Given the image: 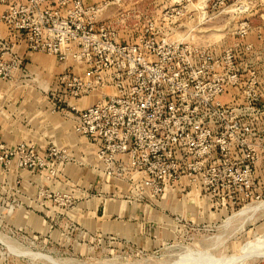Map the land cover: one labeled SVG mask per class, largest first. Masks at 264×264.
Masks as SVG:
<instances>
[{
    "label": "built area",
    "instance_id": "2783aa9c",
    "mask_svg": "<svg viewBox=\"0 0 264 264\" xmlns=\"http://www.w3.org/2000/svg\"><path fill=\"white\" fill-rule=\"evenodd\" d=\"M106 5L0 0V51L6 54L0 59L7 56L11 67L25 69L22 46L25 54L72 61L48 91L56 97L53 107L73 114L75 131L93 148L91 160L87 149L77 160L93 167L104 193L149 206L169 189L179 196L194 189L230 211L258 198L264 76L262 54L243 39L245 27L236 43L216 51L175 37L183 28L176 24L179 10H166L136 36L120 40L117 23L99 17ZM94 92L96 101L78 107V99ZM50 154L72 158L63 147ZM46 160L38 154L26 159L35 166Z\"/></svg>",
    "mask_w": 264,
    "mask_h": 264
},
{
    "label": "rangeland",
    "instance_id": "374dc122",
    "mask_svg": "<svg viewBox=\"0 0 264 264\" xmlns=\"http://www.w3.org/2000/svg\"><path fill=\"white\" fill-rule=\"evenodd\" d=\"M93 1L107 4L99 17L117 23L120 40L136 36L148 19L166 10H179L176 24L183 28L175 37L216 51L236 43L243 25V39L262 54L258 65L264 76V0ZM7 60L0 59L8 69L0 66V264H264V255L243 252L247 242L264 237V177L258 180V198L231 211L209 208L207 199L192 191L162 195L149 206L147 200L104 193L93 167L77 160L84 158L83 149L91 160L93 148L71 122L66 125L71 131L54 127L68 119L57 113L63 106L48 103L53 87L48 75L61 73L69 62L55 58L53 69L45 67V76L37 77ZM54 92L59 95L58 89ZM79 101L78 107H84ZM43 110L54 112L47 116ZM65 136L81 148L61 145ZM52 147H63L72 158L50 154ZM36 154L46 157L44 165L26 161ZM108 200L116 212L139 205L147 209L146 216L103 222L96 207Z\"/></svg>",
    "mask_w": 264,
    "mask_h": 264
},
{
    "label": "crops",
    "instance_id": "0c3cea01",
    "mask_svg": "<svg viewBox=\"0 0 264 264\" xmlns=\"http://www.w3.org/2000/svg\"><path fill=\"white\" fill-rule=\"evenodd\" d=\"M52 56L51 55L44 54L42 52H32V51H28V52H26V59H28V61H27V64H26L25 68L28 67L29 70H31L32 73L35 74V76L38 77L39 75H41V74H43L45 72L44 70L53 69L54 65H56V63H57L55 61V58L56 57L53 56L54 57L53 58ZM68 62H69V64H72V61L71 60L70 61H67V63ZM45 67H47V69ZM73 68H74V70H78V69H76L75 66ZM43 75L45 76V74H43ZM55 75H56V72L55 71H52V73H50L48 75V76H52L51 77V83H53V85H54ZM44 81H46V79ZM38 96L40 97V94H38ZM98 96H99V93L98 92H94L92 94H89V95H86V96L81 97L80 98L81 101H79V102H81V104H83L84 106H86V105L92 103L93 101H95L98 98ZM47 97L50 100L48 101L46 99V101H48V103L51 104V106H52L53 105V100H56V97L53 96V95H51V94L50 95H47ZM78 100H77V102H78ZM53 112L54 111H49V110L48 111L47 110L44 111L43 110V114H45L47 116L48 115L49 116H52V113ZM57 113H59L60 115L61 114H64L63 115L64 118H66L68 120H66V121L64 120V121H61L59 123H56L55 122L54 127L56 128V130H58L59 126H61L60 129H64L65 131H71V127L68 126L69 127L68 128L66 125L67 124L69 125V123L71 122L70 124H71L72 128H74V116H73V114L72 113H65V112H63L61 110H59ZM49 119H50V121H52L51 118H49ZM63 126H65V127H63ZM65 137H67V136H65ZM67 138H68L67 140H65V139L63 140L64 143L61 144V145H65V146L69 147L70 149H74V148H78L79 149V146L80 145L78 144V142L77 143L76 142H73V140H70V137H67ZM66 143H69V144L67 145ZM70 143H71V145H70ZM56 144H58V143H56ZM45 145L46 144H43V145L41 144L40 147L45 146ZM80 148H81V146H80ZM95 178L98 179L97 176H95ZM192 192H193V194H195L194 193L195 191L192 190ZM170 194L171 195H174L175 194L174 189H169L164 194V196L165 195L168 196ZM201 195L204 196L207 199V202L209 204V208L214 209V210H222V208H220V209L218 207L216 208V205L214 204V201L211 198H209L208 196L203 195V194H201ZM113 202H114L113 200H108V201H105L103 204H101L100 206H101V209H102L101 211L102 212H101L100 215H97V211L100 209L99 204L97 205L95 215L98 217V219H100V220L102 219L103 222H113V223H116L118 221L123 220L126 217L129 220H132V217H133L132 214H134V216H135L134 218L136 220H137V218L140 219L142 215H145L146 216V212H147L146 210L147 209L146 208H143V207H141L139 205L126 206L127 209L126 208H122L120 211H117L116 212V211L113 210L114 207L111 206V204ZM224 210H226V209H224ZM114 215H116V216H115V218L112 221H110L109 219H108V221L105 220V219L110 218L111 216H114ZM117 219H119V220H117Z\"/></svg>",
    "mask_w": 264,
    "mask_h": 264
},
{
    "label": "bare ground",
    "instance_id": "6f19581e",
    "mask_svg": "<svg viewBox=\"0 0 264 264\" xmlns=\"http://www.w3.org/2000/svg\"><path fill=\"white\" fill-rule=\"evenodd\" d=\"M63 127H65V126H63ZM243 249H244L243 252H245V254H247V255H249V254H254L253 256L264 255V237H262V236L258 237L254 242H250V243L247 242V244L245 246H243Z\"/></svg>",
    "mask_w": 264,
    "mask_h": 264
}]
</instances>
